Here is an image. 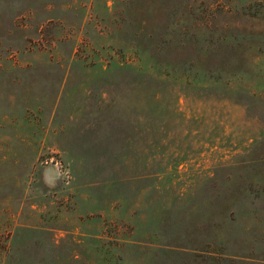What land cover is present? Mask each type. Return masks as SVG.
<instances>
[{
    "label": "rangeland",
    "instance_id": "rangeland-1",
    "mask_svg": "<svg viewBox=\"0 0 264 264\" xmlns=\"http://www.w3.org/2000/svg\"><path fill=\"white\" fill-rule=\"evenodd\" d=\"M0 264H264V0H0Z\"/></svg>",
    "mask_w": 264,
    "mask_h": 264
}]
</instances>
